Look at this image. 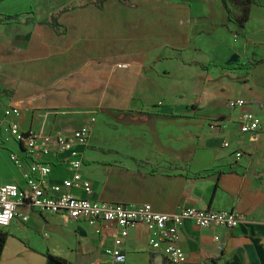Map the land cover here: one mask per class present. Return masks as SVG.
<instances>
[{
  "label": "crops",
  "instance_id": "0c3cea01",
  "mask_svg": "<svg viewBox=\"0 0 264 264\" xmlns=\"http://www.w3.org/2000/svg\"><path fill=\"white\" fill-rule=\"evenodd\" d=\"M209 1L102 0L66 9L74 2L0 0V156L11 168L0 184H25L24 169L9 157L23 158V151L4 123L39 134L89 123L88 145L74 148L90 190L77 184L73 196L149 203L163 213L234 210L243 221L233 229L182 222L177 242L185 264H264V0L251 4L243 35L227 25L207 33L206 20L193 24V17L225 15L219 0ZM227 5L240 14L239 6ZM251 60L257 62L235 67ZM237 98L245 105L227 106ZM8 107L18 115L5 118ZM99 109L128 117L121 122ZM244 111L261 120L255 142L239 130ZM143 113L160 118L151 126L134 123ZM67 155L41 157L50 164L49 183L71 176ZM16 212L3 228L0 264H164L142 222L128 228L119 246L124 260L117 261L106 253L119 234L112 223L23 204Z\"/></svg>",
  "mask_w": 264,
  "mask_h": 264
},
{
  "label": "built area",
  "instance_id": "2783aa9c",
  "mask_svg": "<svg viewBox=\"0 0 264 264\" xmlns=\"http://www.w3.org/2000/svg\"><path fill=\"white\" fill-rule=\"evenodd\" d=\"M230 108L242 107V99L227 100ZM18 110L8 107L3 110V116H16ZM2 120H0L1 122ZM2 126L6 134L18 143L23 151V158L15 152L9 157L13 164L23 170L24 186L16 183L0 184V229L8 227L17 216V206L26 205L39 211L58 213L64 212L69 218L84 220L88 223L96 221L108 222L119 227V234L114 238V246L107 249L117 261H123L119 252L121 240L127 235V230L138 223H144L149 230L150 248L160 250L164 256V264H185L186 255L180 248L178 231L184 220H191L200 227L235 228L243 221L242 216L234 210L212 211L197 208H180L175 212L163 213L154 211L149 203L126 205L107 201H90L72 195L71 189L80 184L85 192H89V182L81 178L79 169L82 165V154L75 146H86L91 135L90 124H83L70 133L39 134L31 130H20L15 121H8ZM241 133H248L251 142L258 139L261 130V120L255 114L244 111L238 117ZM212 127V126H211ZM228 147L229 142L223 141ZM68 152L63 162L69 166L71 176L60 183L51 184L47 180L50 164L41 160L43 155ZM236 159L241 157L240 151H234ZM28 159V161H24ZM25 162V163H24ZM23 215L22 219L26 220Z\"/></svg>",
  "mask_w": 264,
  "mask_h": 264
},
{
  "label": "trees",
  "instance_id": "16d2710c",
  "mask_svg": "<svg viewBox=\"0 0 264 264\" xmlns=\"http://www.w3.org/2000/svg\"><path fill=\"white\" fill-rule=\"evenodd\" d=\"M102 0H73V4H68L66 6V9H72L75 7H79V6H83L85 4L91 3V2H96V3H100ZM124 1V0H123ZM187 2H192V1H201L207 5H212V2L209 0H184ZM228 2L229 0H219V4L222 10V13H225V15L221 14L219 16H204V17H193V24L197 25L200 23H202V20H206L208 21V24L210 25L208 28L204 29L205 32L210 33L212 32L217 26L220 25H227L228 27H232L234 29L235 32L242 34V29L244 27V23L248 20L249 18V10H250V6L251 4L255 3V0H236V3L238 4L239 8H240V14L236 17H234L231 14L230 9L228 8ZM224 19V20H223ZM254 62V60H251L247 63V65L245 64H237L235 65V67H239V68H243L245 66H250L252 65ZM99 112L103 113L104 115L111 117L115 120H119L121 122H124L127 119V114L125 113H115L112 112L110 110H106V109H99ZM135 117H137V119H135L136 124H148V125H152L156 120H158L160 118L159 114L156 113H143L140 115H136ZM173 117H180V116H173ZM142 118H145L146 121L144 122L142 120ZM7 233L4 232L2 229H0V256H1V251L3 248V245L5 243V239H6Z\"/></svg>",
  "mask_w": 264,
  "mask_h": 264
},
{
  "label": "rangeland",
  "instance_id": "374dc122",
  "mask_svg": "<svg viewBox=\"0 0 264 264\" xmlns=\"http://www.w3.org/2000/svg\"><path fill=\"white\" fill-rule=\"evenodd\" d=\"M65 1L69 2V3L73 2V0H65ZM36 2H37V0H34L33 5H36ZM229 4L233 8H236L238 6V4L236 3V0H229ZM164 65H166V64H159L158 69H162ZM161 94H162L161 92H154V93H151V96L160 98ZM9 139L11 140V138H9ZM10 140H8V139L6 140V142H5L6 146ZM6 149H7V147H6ZM10 172H11V168H10L7 160L3 156H0V174L6 176V175H9Z\"/></svg>",
  "mask_w": 264,
  "mask_h": 264
},
{
  "label": "water",
  "instance_id": "95a60500",
  "mask_svg": "<svg viewBox=\"0 0 264 264\" xmlns=\"http://www.w3.org/2000/svg\"><path fill=\"white\" fill-rule=\"evenodd\" d=\"M159 259V258H158Z\"/></svg>",
  "mask_w": 264,
  "mask_h": 264
}]
</instances>
